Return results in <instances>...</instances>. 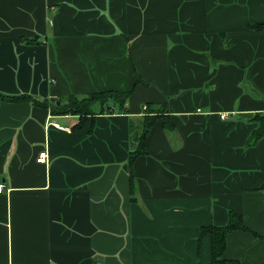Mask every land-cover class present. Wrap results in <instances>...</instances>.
Here are the masks:
<instances>
[{"label":"crops","instance_id":"1","mask_svg":"<svg viewBox=\"0 0 264 264\" xmlns=\"http://www.w3.org/2000/svg\"><path fill=\"white\" fill-rule=\"evenodd\" d=\"M263 23L264 0H0L1 92L134 90L81 127L0 99V264H211L230 210L250 230L225 258L263 264ZM166 104L175 131L156 122L130 169L131 122Z\"/></svg>","mask_w":264,"mask_h":264},{"label":"trees","instance_id":"2","mask_svg":"<svg viewBox=\"0 0 264 264\" xmlns=\"http://www.w3.org/2000/svg\"><path fill=\"white\" fill-rule=\"evenodd\" d=\"M252 26L258 29H264V23L258 25L255 24ZM24 40L32 44L39 42L36 38H24ZM133 93L134 90L122 92L114 89H108L105 91H95L94 93L80 96L72 94L65 97H59L53 101H48L47 99L42 100L38 97L36 98L29 93L14 95L5 94L0 91V99L7 102L28 101L36 106L38 105L49 109L54 115L66 116V114H72L79 116L80 122L77 126L81 127L89 116L95 117L98 114L127 112L129 109L128 101ZM142 114V120L138 125H136L134 122H131V149L128 156L130 169L132 168L133 164L139 159V156L148 154L146 141L151 130L153 129V125H155L156 122L161 120L166 131H175V129L173 128V123L171 122V116L167 104L162 106L157 112H155L149 105H147V108L143 109ZM253 120L258 123V126L253 129V132L250 135V145L257 143L261 140V138L264 137V112L258 113ZM134 183L135 178L134 175H132L131 186L133 188V191L136 190V186H134ZM229 212V221L227 225H213L204 228V232L211 235L213 255V261L211 264H240L237 261L225 258L224 253L228 245L227 236L231 231L250 230V228L245 224L242 214H239L238 212H234L232 210H230ZM258 236L264 239V236Z\"/></svg>","mask_w":264,"mask_h":264},{"label":"built area","instance_id":"3","mask_svg":"<svg viewBox=\"0 0 264 264\" xmlns=\"http://www.w3.org/2000/svg\"><path fill=\"white\" fill-rule=\"evenodd\" d=\"M147 108V105H144V109ZM229 116V113L228 112H224V113H221V118L222 119H226L227 117ZM64 130H71V126H66V127H63ZM47 157H48V154L47 152L43 151L40 153V156L38 158V161H41V162H47ZM2 189H3V186L0 185V192H2Z\"/></svg>","mask_w":264,"mask_h":264}]
</instances>
